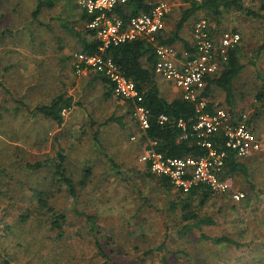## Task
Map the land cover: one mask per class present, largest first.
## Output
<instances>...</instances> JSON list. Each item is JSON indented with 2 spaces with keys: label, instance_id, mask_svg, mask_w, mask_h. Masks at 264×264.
<instances>
[{
  "label": "rangeland",
  "instance_id": "1",
  "mask_svg": "<svg viewBox=\"0 0 264 264\" xmlns=\"http://www.w3.org/2000/svg\"><path fill=\"white\" fill-rule=\"evenodd\" d=\"M244 3L251 11L264 15L261 0H244ZM36 4L37 0H3L0 5V166L4 170L0 173V237L7 236L4 243H8H5V253L9 264L19 260L27 262L39 250V245H33L29 252L17 246L18 236L5 235V224L12 223L30 208L32 217L23 227L33 229L35 239L52 234L48 222L36 208L32 197L34 189L49 190L51 204L69 216L70 237L67 245L64 243L68 251L64 258L69 264L100 262L95 256L86 220L73 212L74 201L65 187L56 185L53 180L59 148L67 155L66 169L78 186L79 208L99 216L107 251L115 252V261L158 264V254L148 256L142 263L141 252L161 244L169 231L167 247L172 264H264V149L248 158L254 187L248 185L243 176L226 177L244 197L236 200L230 193L216 192L201 207V212L213 216L216 224L204 225L201 231H192L183 237L180 215L167 212L168 201L176 196L178 188L173 186L168 190L148 176L150 169L141 160L143 135L134 116L130 118L132 123L122 129L113 121L101 130L90 124V114H95L99 108L97 112L106 117L112 112L115 114L117 100L104 102V106L99 104L102 97L99 89H83V75L90 78L92 74L81 76L74 71V56L80 44L70 29L84 30L82 9L74 0H56L53 8L43 10L39 19L33 21ZM203 17L207 18L201 15L200 19ZM208 19L215 25L210 17ZM195 21L198 20L193 19L186 25L187 37L192 36ZM217 28L236 29L242 35L245 68L235 81L237 99L240 105L249 106L257 113L260 103L254 99V94L259 86H255V80L260 85L259 75H264V49L259 52L264 44V17L232 10L223 14ZM63 89L67 92L73 89L81 104L65 113V122L59 127L32 109L49 103ZM218 92V100L222 101L225 94ZM96 130H99L98 145L94 141ZM104 152L114 158L125 175L111 168ZM46 159L52 162L39 170L26 166L29 162ZM88 166L92 167L91 178L83 187L78 183ZM201 232L233 237L241 246L214 245L203 239ZM24 234L29 236L26 230ZM107 236H113L115 243ZM52 244L41 252L47 253ZM59 248H63V243ZM4 260L0 256V264H7Z\"/></svg>",
  "mask_w": 264,
  "mask_h": 264
},
{
  "label": "trees",
  "instance_id": "2",
  "mask_svg": "<svg viewBox=\"0 0 264 264\" xmlns=\"http://www.w3.org/2000/svg\"><path fill=\"white\" fill-rule=\"evenodd\" d=\"M149 0H128L124 4L117 5L111 14H115L118 18L127 23L131 17L143 12H150L152 7L148 2ZM262 10H264V0H261ZM3 0H0V5ZM186 6L182 9L181 18L177 21L175 28L168 34H164V30L159 32L156 36V41L149 42L146 39H137L126 41L117 45H111L108 47L106 53L112 57L114 62L118 65L121 72L129 79L136 82L138 89L142 94V105L146 106L150 110V127L147 129V133L143 135L144 141L155 142V148L157 151L164 153L170 157H187V156H203L208 153V149L202 147L199 144L197 133L193 130V124L196 122L198 113L197 106L194 102L184 99L183 95L177 96L173 100H168L162 96L160 88L156 79V64L158 62L157 45H169L173 46L177 42L182 43L183 50L188 51L191 55H195L196 47L190 42L184 39L182 31L189 21L195 19V16L200 12L206 13L212 22L215 23V27L221 37L226 32H238L236 29L228 31L227 29L221 30L217 27L220 25V20L225 12L232 10L247 11L250 15L255 17H264L261 13L251 11L247 8L244 0H204L197 2L194 0H181ZM56 5V0H37L36 7L32 12L33 21H37L45 9L53 8ZM76 6H78L76 4ZM80 7V6H79ZM81 8V7H80ZM82 9V8H81ZM97 13H89L82 9L81 19L86 23L84 30L78 31L74 28V34L78 36L81 42L80 51L90 55L100 53V46L102 44L101 39L97 36V31L94 28L88 27V23L93 20ZM197 18V17H196ZM69 27L68 25H65ZM210 28H213V24L210 23ZM215 34V33H214ZM242 40V39H241ZM241 40L237 45L229 49L228 60L221 66L220 71L213 77H208L209 85L206 88V96L216 97L214 88L217 87L226 93L227 102L233 104V82L240 75L244 68V64L241 62ZM260 51L264 48V44L260 47ZM182 52V53H183ZM181 53V55H182ZM104 75V74H103ZM103 81L107 84L108 95H114V84L106 76L103 77ZM216 92V91H215ZM205 96V95H204ZM259 99H264V84L259 92ZM21 102V101H20ZM74 97L69 95L66 90H61L55 94L49 103H43L36 105L32 111L44 116L45 118L52 120L59 127L63 125L65 116L64 110H70L73 108ZM22 105L25 103L21 102ZM213 105L208 106V111H212ZM168 116V121L163 124L160 123V116ZM183 120L186 123L187 137H184L185 131L179 127V121ZM251 124V122L249 121ZM211 140H215V137H209ZM216 146L220 149H225L228 153L226 159V173L225 177H235L236 175L243 176L248 185L254 187L251 181V173L247 163L239 160L235 152L224 146V139L220 138L219 143ZM111 168L119 174L125 175L122 172L121 166L107 153H104ZM67 155L62 148L58 149L54 162L53 180L56 185L65 187V190L74 201L73 212L79 216H83L89 227L88 233L92 237L94 245L95 256L100 259L99 264H122L115 261L114 251H107V246L102 233L101 225L99 224V216L94 213H87L79 208V189L75 179L68 174L66 169ZM52 160L46 159L45 161H36L27 163V167L30 170H39L45 164H49ZM4 170L0 166V173ZM85 175L78 183L81 186H85L91 178L92 167L88 166L84 169ZM148 176L152 179H157L160 186L168 190H172L174 187L172 181L167 176L157 175L147 172ZM176 196L170 198L167 204V212L179 214L181 218L182 226L180 233L183 237H186L192 231H201L204 225L212 226L216 224V220L213 216L204 214L201 212V207L205 206L207 201L216 194V192L210 190L209 187L198 185L193 186L188 192L178 188ZM32 197L35 199L36 208L41 211L45 220L49 224V231L52 234H47L40 239L33 238L34 231L28 227H23L24 224H29V220L32 217L33 211L28 208L27 211L19 215L12 223L5 224V235L12 234L18 236L17 246L23 247L27 252L32 251L33 245H39V250L32 255L27 262L19 260L16 264H69V261L64 258L67 254L65 246L69 239L68 229L70 225L69 216L64 211L56 209L50 202L52 193L46 189H34ZM18 221V223L16 222ZM2 223V222H0ZM2 227H0L1 230ZM25 230L29 234H24ZM168 233L166 232L164 241L155 246L145 249L141 252L142 263L145 262L148 256L158 254V264H172L168 257ZM1 236V235H0ZM203 239L212 242L214 245L221 244H233L237 247L241 246L239 240L229 236H210L201 232ZM6 239L7 236H4ZM4 238L0 237V256L4 257L6 263L9 264L10 259L5 253L8 244L4 243ZM109 241L115 243L113 236H107ZM40 240V241H39ZM39 241V243L37 242ZM53 243V244H52ZM63 243V248L60 249L59 245ZM64 243L66 245L64 246ZM53 247L47 252L43 253L45 248ZM69 244V243H68ZM140 250V247H135ZM13 259L12 257H10Z\"/></svg>",
  "mask_w": 264,
  "mask_h": 264
},
{
  "label": "built area",
  "instance_id": "3",
  "mask_svg": "<svg viewBox=\"0 0 264 264\" xmlns=\"http://www.w3.org/2000/svg\"><path fill=\"white\" fill-rule=\"evenodd\" d=\"M75 3L89 13H97L88 27L97 31L101 39L100 53L93 55L78 52L74 56L75 67L82 71L88 67L104 73L114 84V96L129 100L134 105V120L142 132L147 133L150 127V110L142 105V94L136 82L127 78L106 53L111 45L126 41L146 39L156 41V36L165 28V19L170 11L168 0H159L150 12H143L131 17L125 23L111 14L113 9L128 0H74ZM202 2L204 0H194ZM242 39L240 32H226L221 37H214L210 31L208 19H200L194 27L195 55L184 51L179 57L174 46L157 45L158 62L156 72L173 80L181 89L184 99L197 106L198 117L193 124L199 144L208 149L203 156L170 157L157 151L155 142L149 141L141 156L150 171L170 178L173 185L188 192L193 186H206L219 193H230L236 200H241L244 193L233 188L231 179L224 176L228 153L216 146L219 139H224V146L235 152L239 158L247 157L262 149L264 128L259 135L249 123L246 113L235 119L223 107H214L208 111V101L204 96L207 78L215 76L224 62L228 60L229 49ZM160 123L168 121V116L161 115ZM179 127L185 131L186 123L179 121ZM215 137L211 140L209 137Z\"/></svg>",
  "mask_w": 264,
  "mask_h": 264
},
{
  "label": "crops",
  "instance_id": "4",
  "mask_svg": "<svg viewBox=\"0 0 264 264\" xmlns=\"http://www.w3.org/2000/svg\"><path fill=\"white\" fill-rule=\"evenodd\" d=\"M158 1L159 0H149L148 2L151 5V7L152 6L154 7L157 4ZM168 2L170 4V8L171 9H170V11L167 14L166 19H165V28L163 29L164 30V34L170 33L175 28V26L177 24V21L181 18L182 9L186 6L183 2H181V0H168ZM201 15L207 17V18L203 17L202 19H208L209 18V16L206 13L200 12V13H198L197 16H195V20L199 21ZM198 21H195V23L193 25V29H192L193 31H192V36L191 37H187L185 32H184L185 30H187L186 25L188 23L185 25V27H184V29L182 31V36L184 37V39H186L187 41H190L193 45H194V27H195V24ZM210 27H212V26H210ZM210 31H211V33H212V35L214 37H217V35H219L218 32H217V29H216V27L214 25H213V28H210ZM72 32H73V30H72ZM77 39L79 41L80 49H81V42H80L78 36H77ZM173 46L178 50L179 57H181V53L185 49V48H183L182 43L177 42ZM80 49H79V52H81ZM241 49H242V51H241V62H242V55H244L242 45H241ZM261 51L259 50L260 53H261ZM73 67H74L75 73L78 74V75L82 76V74H87V73L92 74V76L90 78H86L87 75H83L84 76V78H82L83 82H84L83 89H85V90L86 89L92 90L93 88L99 89V91L101 92V95H102V97L99 99V104L104 106L105 105L104 102H109V100H115V101L117 100L116 101L117 102L116 109H117L118 112L116 111L115 114L112 112L110 117H106V115H104V113L101 114V113L97 112V111H99V109H101V108H99L98 110H95L96 111L95 114L93 112H92V114H90V119H89L90 124L98 126L99 130L107 128L108 123L111 122V121L116 123L120 129H122V127H125V126H129L132 123L131 119L133 118V112H134L133 103L131 101H129V100H122V99L117 98V97L115 98L114 95L110 96V95L107 94L108 93L107 84L103 81V79H104L103 77L106 76L104 73H101L99 71H96V70L88 68V67H83L82 71H78L75 66H73ZM244 68H245V64H244ZM244 68H243V70H244ZM243 70H242V72H243ZM257 77H258V75H257ZM79 78L81 79V77H79ZM156 79H157V82H158V85H159V88H160V92H161L162 96H164L166 99L171 101L174 98H176L177 96H180L182 94L181 89L176 85V83L173 80L162 76L160 73H157ZM236 79L233 82V88H232L233 89V98H234V100H233L234 102H233L232 105L227 102L226 93L224 91H222L221 89L219 90V88H217V87L214 88V93H215L216 97H214V96L213 97H209V96L207 97L206 96V89H205L204 95H205V97H206V99L208 101V104L209 105L212 104L213 108L214 107H223V108H225L227 111H229L232 114V116L235 119H240L242 117L241 115L246 113L248 115L249 119H250V122H251L253 128L254 129L256 128L255 130L257 131V133L259 135H261L262 134V130L264 128V99H259V92L262 89L263 84H264V75H259L260 85H259V81L255 80V83H256L255 86H259L258 89L256 90L257 92L254 94V99L258 100V102L260 103V107H256L257 113L252 112L253 109L250 110L249 106H246V105H243V104L240 105L238 103V101H239V99H237L238 91L235 88ZM208 82H209V80L207 81L206 88L209 85ZM63 90H65V89H63ZM70 90L71 91H68V94L69 95H73V97H74V102H73V108H74L77 104H81V102L74 95V93L72 92L73 89H70ZM218 91H222L225 94V96L223 97L224 99L222 101H221V99L218 100V93H219ZM128 106H129V111H128ZM252 108H255V107L252 106ZM70 110H64L63 111L64 116H65V113L69 112ZM94 117H96V119H94ZM64 122H65V120H64ZM137 127H138V130H140L138 125H137ZM99 130H96V132L94 133V141H95V143L97 145L100 144V142H98L99 141L98 140ZM142 143L144 144L143 145V152H145L149 141H142ZM262 149H264V143H263ZM261 150L258 151V152H261ZM258 152H255V153H253V154H251V155H249L247 157H244V158H239V157H237V158L239 160H241V161H243V162L248 164V158L251 157V156H254L255 154H258ZM143 163H145V162H143ZM147 167H148V165H147ZM225 171H226V169H225Z\"/></svg>",
  "mask_w": 264,
  "mask_h": 264
}]
</instances>
